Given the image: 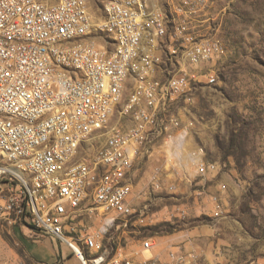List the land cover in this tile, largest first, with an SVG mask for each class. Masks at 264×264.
<instances>
[{"label":"built area","instance_id":"1","mask_svg":"<svg viewBox=\"0 0 264 264\" xmlns=\"http://www.w3.org/2000/svg\"><path fill=\"white\" fill-rule=\"evenodd\" d=\"M190 24L184 16L170 26L157 0H0L1 226L62 243L79 264H134L120 246L107 261L102 234L78 218L109 228L136 217L134 166L179 128L167 108L216 83L204 64L223 46ZM119 105L130 125L109 127ZM195 165L198 176L218 166ZM208 203L223 215L218 192Z\"/></svg>","mask_w":264,"mask_h":264},{"label":"rangeland","instance_id":"2","mask_svg":"<svg viewBox=\"0 0 264 264\" xmlns=\"http://www.w3.org/2000/svg\"><path fill=\"white\" fill-rule=\"evenodd\" d=\"M157 2L170 26L187 16L196 34L222 44L223 55L204 64L216 83L196 85L167 108L179 128L172 138L154 140L131 176L139 214L109 228L95 216L82 214L78 221L102 234L107 261L120 246L135 253L134 264H177L169 252L182 255L178 264H264V0ZM120 108L109 127L130 125L119 119ZM198 159L216 163L217 171L198 176ZM215 192L224 207L220 217L208 203ZM139 215L144 221L134 222ZM149 239L153 249L142 251ZM71 256L43 234L0 225V264H54L60 257L79 264Z\"/></svg>","mask_w":264,"mask_h":264},{"label":"crops","instance_id":"3","mask_svg":"<svg viewBox=\"0 0 264 264\" xmlns=\"http://www.w3.org/2000/svg\"><path fill=\"white\" fill-rule=\"evenodd\" d=\"M17 230L18 231H21V232H24V234L25 235H30V233H29V230H27L26 228H21V227H19V228H17ZM36 237H38V236H36ZM72 255V254H71ZM72 258H74L77 262H78V260L72 255L71 256ZM39 262V261H38ZM41 264H45V263H42V262H40ZM79 263V262H78ZM54 264H64V260L60 257V259H58L57 261H56V263H54Z\"/></svg>","mask_w":264,"mask_h":264},{"label":"bare ground","instance_id":"4","mask_svg":"<svg viewBox=\"0 0 264 264\" xmlns=\"http://www.w3.org/2000/svg\"><path fill=\"white\" fill-rule=\"evenodd\" d=\"M180 141H181V140H180ZM174 144H176V143H172V144H171V145L173 146V148H175V147L177 146V145H176V146L174 147ZM172 146H170V147L172 148ZM179 152H180V149H179V147H176V148H175V152H174V153H172V155H175V157H177V158H178V157H180V154H179ZM185 160H186V158H185Z\"/></svg>","mask_w":264,"mask_h":264}]
</instances>
